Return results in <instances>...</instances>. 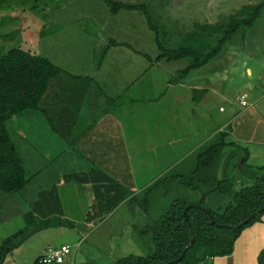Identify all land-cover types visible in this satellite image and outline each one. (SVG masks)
Listing matches in <instances>:
<instances>
[{
    "label": "rangeland",
    "instance_id": "rangeland-1",
    "mask_svg": "<svg viewBox=\"0 0 264 264\" xmlns=\"http://www.w3.org/2000/svg\"><path fill=\"white\" fill-rule=\"evenodd\" d=\"M111 1L144 4L158 27L162 45L176 48L181 42V36L190 31L194 23L220 22L228 15L261 0ZM4 4L7 7L0 10V53L20 45L68 70L70 76L73 72L83 77L91 73L89 79L81 81L86 83L82 92H78L82 88L78 81L65 76L66 89H74V95L81 98L78 105L69 102L65 94L60 95V81L53 83L54 88L50 90H56L59 95V100L55 99L59 103L56 116L70 119L67 104L71 103L73 118H77L79 123L87 122L85 116L98 122L107 121L105 118L111 117L117 123H126L125 129L130 132L134 130L135 134L129 135L127 140L126 157L123 156L125 153L116 149V145H120L117 142L118 136L114 140V148H108L107 143H103L102 156L105 155L106 158L98 159V162L91 158V153L88 152L89 155L85 148L82 149L83 152L81 149L74 152L81 158L56 157L50 161L53 155L52 151L48 152L47 145L51 140L44 131L50 127L46 123L41 124L44 122L41 113L26 111L17 116L15 123L10 122V130L15 132L13 141L20 152L29 181L16 193H0V246L6 238L19 230H26V235L2 264H38L48 247L59 249L63 245L68 246L71 253L61 264H118V261L121 262L119 264L137 263L140 259L160 254L156 237L161 229L153 228L157 227L173 201L196 204L219 214L230 202L233 203L235 191L251 182L253 175L264 174V146L253 142L245 144L237 139L239 135L235 136L234 125L229 127L233 117L237 115L239 118L235 125L249 129L243 134H250L253 130L252 135L264 141V106L261 105L264 104V11L245 34L243 29H239L215 58L206 65L191 70L184 77V83L197 81L202 84L201 88H208V93L205 96L204 91L203 95L198 92L189 93L179 108L186 112L191 104L196 115L197 130L204 132L208 126V136H211V129L214 131L218 125H226V141L237 146L228 144L223 149L216 171V184L214 180L211 185L205 186L191 178L197 163L196 155L219 139V135L206 143L204 141L205 144L192 154L191 145H186L187 141H177L180 135H183L182 139H189L185 132L190 129L187 120L181 117L185 121H178L181 120L182 112L175 119L178 125L173 123L174 115L166 113L155 120L154 126L150 124L154 104H146L143 99L147 98V93L151 95L152 88L160 87L159 92H163L166 77L173 82L172 79L175 80L192 61L190 58L156 60L160 51L154 32L149 29L142 13L136 11L132 17L133 13L129 14L122 11L126 9H121L115 15L102 0H8ZM41 31L45 34L41 35ZM110 35L121 42L119 45L125 40L134 45V49H142L149 54L150 60L146 58L147 60L139 62L130 56L117 55L118 52H114L113 57L102 56L103 48L107 46L106 39ZM121 49L126 50L125 53H131L125 47ZM247 68L251 70L250 75L247 74ZM165 71L172 73L173 77L168 76ZM127 72L133 77L140 74L141 78L128 93L112 100L117 94L113 88L128 86L126 83L132 80L122 79L124 75L121 73ZM160 74L161 81L157 78ZM249 90L254 94L250 95ZM243 94L254 105L246 112V109L239 106ZM191 96L195 100L193 103H190ZM130 98L138 99L139 104L133 106ZM60 99L63 105L61 111ZM258 99L261 101L256 103ZM55 100L50 98L49 104ZM63 107L66 109L65 115ZM77 107H80L79 112L75 110ZM231 107L237 112L234 116L229 114ZM114 109H117L116 113L113 112ZM170 122L173 124L167 129L166 125ZM105 124L107 128L110 127L109 123V126ZM55 126L60 128V125ZM216 133L219 132H214V135ZM204 135L201 133V136ZM234 148L238 150L235 152L237 155L244 156L241 149H246L250 154V159L247 158L242 169L240 164L232 166L230 161L232 155L228 153ZM176 149L177 155L181 156L179 159H175L173 150ZM100 150L98 149V154ZM94 163L97 167L99 163H103L106 169L113 170L109 176L114 184L123 188L126 198L101 218L86 221L87 212L93 211L89 185L77 181L65 182L69 177L73 181L72 171H86L94 168ZM256 165H261L263 169L254 168ZM78 177L81 178L82 174ZM189 182L191 184L188 185ZM214 187L219 188L218 192L212 191ZM54 193L60 197V207L55 204L56 199L51 202ZM61 219L67 222L60 224ZM258 222H264V214L252 224ZM252 224L240 231L232 253L215 257L213 264L222 259L227 264H258L257 256L264 248V241L255 235L256 230L250 229ZM46 225L49 226L44 227ZM252 236L254 241L250 243Z\"/></svg>",
    "mask_w": 264,
    "mask_h": 264
},
{
    "label": "trees",
    "instance_id": "trees-1",
    "mask_svg": "<svg viewBox=\"0 0 264 264\" xmlns=\"http://www.w3.org/2000/svg\"><path fill=\"white\" fill-rule=\"evenodd\" d=\"M6 1L8 0H0V10L7 7L4 4ZM102 1L108 6L111 13L126 9L139 11L144 15L149 29L154 32L155 42L160 51L155 58L156 60L165 58L172 61L190 58L192 62L179 73L178 77L180 78L185 77L191 70L198 69L215 58L239 29H243L245 34L264 11V0H261L255 5L246 6L228 15L220 22L213 24L196 22L190 31L181 36V42L176 48H169L162 45L158 27L153 23L152 17L144 4H122L120 2L114 3L111 0ZM44 34L45 32L41 31V35ZM117 44L116 41L109 40L101 55L104 56L108 46ZM145 56L150 58L148 55ZM64 75L70 76L66 69L20 45L0 53V193H16L23 189L29 181L26 177V170L20 152L13 141L15 132L10 130L8 124L10 122L15 123L17 116L23 112L35 111L41 113L50 129L60 136V128L55 126L60 125V115L56 116L57 113H55L56 108L59 106L57 102L59 95L56 90L51 91L50 89L54 88L53 83L60 81V78ZM197 92L203 91L194 90V93ZM52 97L57 100L49 104ZM48 107L51 108L48 110ZM218 135L219 139L214 140L196 155L197 163L191 178H195L199 185L209 186L214 180L216 184V171L221 154L223 149L230 144L226 141L228 135L226 132H219ZM246 160L247 156L244 155L238 161L241 164V169ZM262 169L260 167L258 170ZM83 177L73 175L75 181L86 183ZM253 177L254 179L251 182H248L247 185L244 184L234 192L233 203L230 202L224 211L219 214L196 204L180 200L173 201L170 208L160 218L157 227L153 228L154 230L161 229L156 237L160 246V254L140 259L133 264H147L150 262L168 264L170 260L180 257L186 247L181 259L170 264H213L215 257L231 254L233 244L240 231L264 214V209L258 213V210L264 207V174L260 176L253 175ZM107 179L112 181L111 190L107 189L106 194L104 191L96 193L97 196L91 205L93 211L87 212L86 221L101 218L125 200L126 195L123 188L118 184H114L110 176H107ZM189 184L191 183L189 182ZM218 189V187H214L212 191L218 192ZM54 199H56L55 204L57 203L59 206L56 193L53 194L51 202ZM104 200L105 204H108L105 210H102L97 205L103 203ZM185 210L188 220H185L183 214ZM60 214H62L61 210ZM253 214L254 216L251 217ZM66 222L67 220L61 219L60 224ZM236 225L240 226L234 228ZM47 226L49 225L44 227ZM25 235L26 230H19L3 241L0 246V264L10 252L18 247ZM191 238L194 241L189 246ZM257 262L258 264H264V248L259 252Z\"/></svg>",
    "mask_w": 264,
    "mask_h": 264
},
{
    "label": "crops",
    "instance_id": "crops-1",
    "mask_svg": "<svg viewBox=\"0 0 264 264\" xmlns=\"http://www.w3.org/2000/svg\"><path fill=\"white\" fill-rule=\"evenodd\" d=\"M122 11H127V13L129 12L130 13H133L131 14V16L133 17L135 14V10H122ZM118 12L116 13H112V14H118ZM126 13V12H125ZM111 14V15H112ZM114 15V16H115ZM137 17V16H136ZM259 19V18H258ZM257 19V20H258ZM60 27H62V25L60 24ZM131 38V37H130ZM109 40H114L116 41L118 44L117 45H111V46H108L106 48V51L104 53V57L105 56H108V57H113L115 56V54H113L114 52H118L117 55H120L122 57H127V56H130L131 59H135V60H138L140 62V60L144 61L145 60H150V58H147L145 55H148L147 53H145L144 51H142V49H134L133 46L131 43H129L128 41H123L122 45H119L121 42H119L118 39L115 38L114 35H110L108 36V38L106 39V44L105 45H108L109 43ZM105 47V46H104ZM127 48L131 51L130 52H126V50H122L121 48ZM130 53V54H129ZM156 56V55H154ZM147 58V59H146ZM157 62V61H156ZM155 62V63H156ZM101 67V66H100ZM99 67V69H101ZM247 71V74L250 75L251 74V70L249 68L246 69ZM67 72H69L67 70ZM73 76H69V78L71 79H74L76 81H78L77 83H80V90H78V92H82L85 90L84 86L86 85L85 82H81L84 80V78H90L91 76V73L89 72L88 74H85L84 77L81 76V75H76L77 73L73 72ZM166 73V71H165ZM70 74V72H69ZM72 74V73H71ZM168 76H172V73L170 74V72L167 71L166 73ZM121 75H124V77H122V79H132L131 81H129V83L126 85L128 86H120V87H117L116 89L113 88L114 91H116L117 94H115V98H112V100H116V99H119V96L121 95H124L125 93H128L131 88L136 84V82L141 78L140 77V74L139 75H135V76H138V77H133V75H131L129 72L127 73H121ZM65 76L68 77V75H64L63 77L60 78V95H63L65 94L66 97H67V100L69 102H72L74 103L75 105H78V103L80 102L79 98H77L74 94L76 93V91L73 89V91H68L67 88V85L65 84ZM75 76V77H74ZM118 75H116L117 77ZM161 74L160 76H157V78L161 81ZM173 77V76H172ZM171 77V78H172ZM137 78V79H136ZM83 79V80H82ZM177 79V80H176ZM175 80L172 79L173 82H171L170 80H167V77H166V80L164 81L165 82V89L163 92H159V88L160 87H157L156 88H152L151 89V95L147 93V98H144L143 99V102H146V104H154L152 105L153 106V111L154 113L152 114L151 116V123L150 124H154L155 120L156 119H160L162 118V116H164L163 114H172L174 115V120H173V123L175 122L177 124V122L179 121H185L187 120V124L188 126H190V129H188L187 131V135L186 137H188L189 139H182V136L180 135L177 139V141H187L188 144H186L187 146L190 144V150L192 151V154L193 153H196L198 151V149H200L208 140H211L213 138H215L216 135H218L217 133L214 135V132H225V127L226 125L224 126L223 125H218V128L214 129H211V136H208V133L210 131L209 127L206 126V130L204 132H199L195 126V113H194V109L193 107L189 106L188 110H186V112H188L187 114H185V110L183 108H179V105L181 104V102L183 101L184 97L186 95H188L189 93H193L194 90H198L202 87V84H198L197 81H193L192 83H184V77L180 78L177 76ZM125 83V82H123ZM192 84V85H190ZM76 85V84H75ZM78 85V84H77ZM84 85V86H83ZM67 90V91H66ZM202 91H204V96L208 93V88L205 86L203 88H201ZM148 92V91H147ZM250 92V95H253L254 93L249 90ZM200 94L203 95L202 92H200ZM190 95V94H189ZM241 96H244V100L246 101L247 105L245 106H242L240 101H239V106L240 107H243L246 111H248L251 107H253L254 105L251 104V102H249L247 99V95L246 94H243ZM81 99V98H80ZM110 99V98H108ZM241 99V97H240ZM260 99V98H259ZM256 100L257 102L256 103H259L261 100ZM108 101V100H107ZM195 100L192 98L191 96V99H190V103H193ZM139 104L138 103V99H131L130 98V104H133L136 105ZM71 104V103H70ZM70 104H67V111L69 112L71 118L70 119H64L62 116H60V136L58 134H55L50 128H45L44 131L47 133L46 137H48V139L51 140L50 144L47 145V150L48 152H51L52 151V155L53 157L51 158L52 160L50 161H53L56 157H60L61 159L62 158H65V157H68L70 159H77V158H81L80 156L76 155L74 152L76 151H80V149L82 150L83 148H85V151L88 153L90 152L92 156L91 158L94 159V160H98V159H105L106 156H102L103 155V146L104 144L103 143H107V146L108 148H111V146L114 148V140L118 137V140L117 142L120 143V145H116V149L118 151H121V153H125L123 154L124 157H126L127 155V151L126 149H128V146L126 145L127 144V140H129V135H134V130L132 132H129L125 129L127 126V124L125 123H117L116 120L114 118H105L107 119V121H103V122H98V121H94L91 120L90 118H88V116H85V123H79L76 119L77 118H73V108L70 109ZM62 99H60V111L62 110ZM142 105V104H141ZM264 106V104H261ZM261 108H263V106H261ZM132 108V106H129ZM143 107V106H142ZM191 107V108H190ZM249 107V108H248ZM248 108V109H247ZM264 109V108H263ZM77 112H79L80 110V107H77L75 109ZM184 110V111H183ZM63 111H64V115L66 113V109L65 107H63ZM221 111V109H220ZM113 112H117V109H114ZM112 112V113H113ZM175 112V113H173ZM180 112H182V115L180 116V119L181 120H175L179 115H180ZM221 112H225V110H222ZM61 114V113H60ZM229 114L231 116H234L235 114H237V112L235 111V108H230V111H229ZM78 116V114H77ZM171 116V115H170ZM62 117V118H61ZM181 117H184L185 120H182ZM187 117V118H186ZM249 117V116H248ZM165 118V117H164ZM171 118V117H170ZM239 117L234 116L233 117V122H231L229 125L232 126L234 125V134L235 136H238L237 139L240 140V141H244L245 144L247 143H258L260 146H264V141H260L259 139H256L257 136H253L252 134H254V131L252 130L250 132V134H243V132H247L249 129H245L244 126H239V125H235V122L236 120L238 119ZM148 119V118H147ZM75 121V123H74ZM249 121V120H248ZM247 121V123H248ZM230 122V121H229ZM46 121L44 120V122L42 121L41 124L45 125ZM108 125V123L110 124V127L107 128L106 127V124ZM172 122H170L169 124H167L166 126L167 129H169L170 125L173 124ZM47 124V123H46ZM82 124H85L84 126ZM149 124V125H150ZM49 125V124H47ZM178 125V124H177ZM176 125V126H177ZM109 126V125H108ZM112 126V127H111ZM151 126V125H150ZM154 126V125H153ZM125 129V130H124ZM76 131V132H74ZM171 132V130H169ZM51 135H49V134ZM174 133V132H173ZM201 133L203 135V133L205 134L204 136H201ZM177 134V132H176ZM175 134V140H176V135ZM214 135V136H213ZM234 136V135H233ZM210 137V139H209ZM173 140V139H172ZM205 141V143H204ZM169 143H171V140L169 141ZM87 146H84L86 145ZM230 144L232 145V147H237L233 142H230ZM91 145V146H90ZM98 145V147H97ZM89 146V147H88ZM101 149L100 150V153L98 154V149ZM242 151H244V155L247 156L248 159H250V154L249 152L246 150V149H241ZM176 154L175 156V159H179L181 158L180 155H177L176 150H173ZM238 151L236 150V148H234L233 150H230V152L228 154L232 155L231 158H230V161H232V166H236L237 164H240L238 163V161L240 160L241 158V155H237L235 152ZM83 152V150H82ZM71 154V156L69 155ZM98 154V155H97ZM68 155V156H66ZM94 161V162H96ZM98 162V161H97ZM100 162V161H99ZM95 164V163H94ZM103 163H99L98 167L97 165L95 164V167L94 168H90L86 171H78L76 172L78 175L79 174H82L83 177V180H85L86 185H89L88 186V192H91V195H89V198L90 200H94V198H96L97 196V192L98 191H104L105 194L107 193V191L110 189L111 187V184H112V181L111 180H108L107 179V176H109L110 173L113 172V170H110V169H106L104 167V164L101 165ZM101 165V166H100ZM259 167L254 166V168H260L262 167L261 165H258ZM240 168H241V164H240ZM63 169V168H62ZM75 172L72 171V174L73 175H77ZM87 176V177H86ZM70 178V177H69ZM109 178V177H108ZM239 180V179H238ZM237 180V181H238ZM70 182H76L74 179L73 181H71L70 179L66 180L65 183H70ZM109 187H108V186ZM108 189V190H107ZM111 190V189H110ZM109 190V191H110ZM111 195V193H110ZM103 196V195H102ZM105 196V195H104ZM103 196V197H104ZM58 199H59V204H60V197L58 196ZM108 203L105 204V200L103 203H100L99 205H97L98 207H100L102 210H105V207ZM86 220V219H85ZM250 229H252L253 231L256 230L257 233L255 235H257L258 239H261L262 241H264V222H258L257 224H252ZM254 233V232H253ZM253 236L252 238L250 239V243L253 240ZM249 243V244H250ZM225 259V258H224ZM214 261V259H213ZM216 264V263H215ZM217 264H227L225 262V260H220V262L218 261Z\"/></svg>",
    "mask_w": 264,
    "mask_h": 264
},
{
    "label": "built area",
    "instance_id": "built-area-1",
    "mask_svg": "<svg viewBox=\"0 0 264 264\" xmlns=\"http://www.w3.org/2000/svg\"><path fill=\"white\" fill-rule=\"evenodd\" d=\"M240 103L242 106L247 105L246 101L244 100V96H241ZM70 253L71 249L68 246L63 245L59 249H53L49 247L46 252L39 258L38 264H60L67 256L70 255Z\"/></svg>",
    "mask_w": 264,
    "mask_h": 264
},
{
    "label": "water",
    "instance_id": "water-1",
    "mask_svg": "<svg viewBox=\"0 0 264 264\" xmlns=\"http://www.w3.org/2000/svg\"><path fill=\"white\" fill-rule=\"evenodd\" d=\"M263 209H264V207H263L262 209L258 210V213H260ZM183 214H184V216H185V220H188V218H187V216H186V210L183 212ZM253 216H254V214L251 215V217H253ZM245 221H246V220H245ZM239 226H240V225L236 226L235 228H238ZM193 241H194V239L191 238L190 243H189V246L192 245ZM185 250H186V248L183 250V252H182V254H181L180 257H178L177 259L173 260L172 262H169L168 264L178 262V261L181 259V257L184 255Z\"/></svg>",
    "mask_w": 264,
    "mask_h": 264
}]
</instances>
